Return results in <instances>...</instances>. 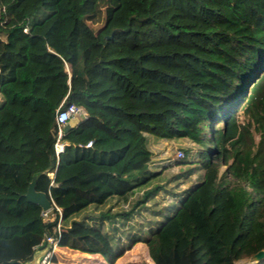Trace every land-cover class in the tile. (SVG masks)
Instances as JSON below:
<instances>
[{
	"label": "trees",
	"instance_id": "obj_1",
	"mask_svg": "<svg viewBox=\"0 0 264 264\" xmlns=\"http://www.w3.org/2000/svg\"><path fill=\"white\" fill-rule=\"evenodd\" d=\"M0 96V264L47 235L110 264L264 250V0H0ZM70 104L87 117L57 153ZM175 140L183 158L158 156Z\"/></svg>",
	"mask_w": 264,
	"mask_h": 264
},
{
	"label": "rangeland",
	"instance_id": "obj_2",
	"mask_svg": "<svg viewBox=\"0 0 264 264\" xmlns=\"http://www.w3.org/2000/svg\"><path fill=\"white\" fill-rule=\"evenodd\" d=\"M254 85L250 87V90ZM248 96L245 98L244 103L248 101ZM1 100V96H0ZM80 122V119H73L72 123L75 125ZM182 147H190L189 141L175 140V141H165L163 145H155V148H161L162 154L158 155L160 157L170 159L173 161H179L177 157L178 151H183ZM179 171L177 166H173L171 172L176 173ZM58 263L57 264H110L105 263V261L98 255H86L80 252L68 251L64 249L57 250ZM42 253L38 252L36 255V262L38 264ZM29 263V262H28ZM27 263V264H28ZM114 264H155L149 256L148 247L144 243H139L126 252H124L121 257L117 259ZM236 264H256V261H251L250 259H243L238 261Z\"/></svg>",
	"mask_w": 264,
	"mask_h": 264
},
{
	"label": "built area",
	"instance_id": "obj_3",
	"mask_svg": "<svg viewBox=\"0 0 264 264\" xmlns=\"http://www.w3.org/2000/svg\"><path fill=\"white\" fill-rule=\"evenodd\" d=\"M87 117V111L83 107H79L76 104H70L67 107L63 108L61 106L57 111L56 124L59 128V136L56 144L57 153H60L64 149V144L61 142V139L64 135L65 126L70 124L73 119H84ZM92 143H89L91 145ZM88 145V146H89ZM177 157L179 159L184 157L183 151L177 152ZM52 210V209H51ZM50 211H44V216L47 217L50 214ZM45 241L47 242V250L40 257L38 264H52V258L54 253L58 249L59 239L56 236L47 235Z\"/></svg>",
	"mask_w": 264,
	"mask_h": 264
},
{
	"label": "water",
	"instance_id": "obj_4",
	"mask_svg": "<svg viewBox=\"0 0 264 264\" xmlns=\"http://www.w3.org/2000/svg\"><path fill=\"white\" fill-rule=\"evenodd\" d=\"M69 129H71V125L68 124L65 126V131L67 132ZM36 184H37V178H35L29 186L28 192L26 194L27 199L39 205L43 211H50L53 208V201L48 197V195L44 192H39L36 189ZM47 247V242L44 241L43 244L39 247V250H43ZM264 258V250L258 252L255 254L251 261H260L261 259ZM36 262V258H34L32 261H30L28 264H34Z\"/></svg>",
	"mask_w": 264,
	"mask_h": 264
},
{
	"label": "crops",
	"instance_id": "obj_5",
	"mask_svg": "<svg viewBox=\"0 0 264 264\" xmlns=\"http://www.w3.org/2000/svg\"><path fill=\"white\" fill-rule=\"evenodd\" d=\"M70 125H71V126H72V125H74V124L72 123V121L70 122ZM38 252H39V253L41 252V253H42V255H43L44 253H46V250H42V251H41V250H39Z\"/></svg>",
	"mask_w": 264,
	"mask_h": 264
}]
</instances>
